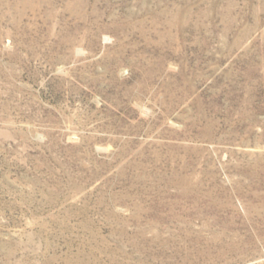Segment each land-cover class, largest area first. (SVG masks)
Here are the masks:
<instances>
[{
	"label": "rangeland",
	"instance_id": "374dc122",
	"mask_svg": "<svg viewBox=\"0 0 264 264\" xmlns=\"http://www.w3.org/2000/svg\"><path fill=\"white\" fill-rule=\"evenodd\" d=\"M0 264H264V0H0Z\"/></svg>",
	"mask_w": 264,
	"mask_h": 264
}]
</instances>
